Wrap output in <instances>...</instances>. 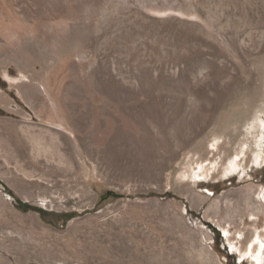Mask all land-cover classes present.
Wrapping results in <instances>:
<instances>
[{
  "label": "rangeland",
  "instance_id": "1",
  "mask_svg": "<svg viewBox=\"0 0 264 264\" xmlns=\"http://www.w3.org/2000/svg\"><path fill=\"white\" fill-rule=\"evenodd\" d=\"M264 264V0H0V264Z\"/></svg>",
  "mask_w": 264,
  "mask_h": 264
},
{
  "label": "bare ground",
  "instance_id": "2",
  "mask_svg": "<svg viewBox=\"0 0 264 264\" xmlns=\"http://www.w3.org/2000/svg\"><path fill=\"white\" fill-rule=\"evenodd\" d=\"M256 241L258 242L257 244H258V250H257V253L255 254H253L252 255V258H253V260H254V262L256 263V264H261V255H262V248H263V244L261 243V241H259L258 239H256Z\"/></svg>",
  "mask_w": 264,
  "mask_h": 264
}]
</instances>
